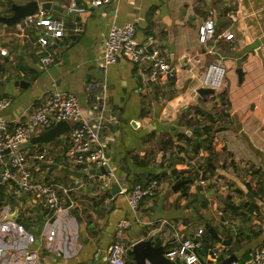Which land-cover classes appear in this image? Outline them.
Here are the masks:
<instances>
[{
    "label": "crops",
    "instance_id": "crops-1",
    "mask_svg": "<svg viewBox=\"0 0 264 264\" xmlns=\"http://www.w3.org/2000/svg\"><path fill=\"white\" fill-rule=\"evenodd\" d=\"M55 1L65 8L70 0ZM75 1L85 7L84 12L69 16L41 11L64 22V34L49 41L53 62L46 66L39 61V27H27L22 35L16 23L0 21V51L6 50V55L0 53V97L10 99L0 117L11 121L25 116L47 91L73 92L82 116L98 133L107 172L114 177L105 188L104 174L76 177L45 167L60 163L81 172L95 168L66 162L67 132L49 143L24 145L28 153L46 146L53 160H30L36 179L74 189L61 193L60 210L50 214L42 206L37 211L39 204L20 190L0 186V264H109V245L121 219L128 223L122 233L128 246L126 264H134L129 251L138 240L151 238L164 249L171 245L173 229L163 220L200 242L193 252L202 264L248 263L264 241V0H115L100 6L92 5V0ZM10 13L9 3L0 0V17ZM208 18L215 33L202 43L199 29ZM126 23L136 26L138 42L150 33L159 40L176 67L172 81L161 87L145 83L139 67L124 56L104 64L109 27ZM223 33L233 34V39H223ZM219 56L226 68L225 86L214 98L200 96L201 74ZM16 74L22 85L16 84ZM204 127L208 132H202ZM196 128L198 136L193 133ZM181 133L189 139L180 138ZM167 139L172 144L161 148ZM200 168L226 180L227 196L217 186L197 184L194 170ZM151 178L159 179L161 187L135 210L129 208L124 193L111 191L113 183L119 191H128L134 183ZM183 179L191 180L174 189ZM67 197L81 221L65 206ZM14 207L28 213L25 220L34 228L38 216L44 217L37 242L21 225L4 218ZM217 211L222 213L219 217ZM210 226L220 240L207 231ZM198 229L201 235L196 234ZM27 251H35L36 259L26 261Z\"/></svg>",
    "mask_w": 264,
    "mask_h": 264
},
{
    "label": "built area",
    "instance_id": "built-area-1",
    "mask_svg": "<svg viewBox=\"0 0 264 264\" xmlns=\"http://www.w3.org/2000/svg\"><path fill=\"white\" fill-rule=\"evenodd\" d=\"M114 1L92 0L91 4L100 6ZM65 8L72 14L85 11V7L75 0H70ZM30 26L39 27L42 31V35L36 41L40 53L39 61L43 66L49 65L53 62V56L47 50V46L51 38H59L64 34V22L59 17L43 12L26 16L16 22V28L22 35L24 30ZM214 33V22L208 18L199 29V40L206 43L213 39ZM135 34L136 26L133 23L110 26L102 54L104 64L116 63L121 56H124L139 67L145 83L153 87H161L172 81L176 77V67L169 62L159 40L150 33L145 41L140 43L136 40ZM222 38L232 40L233 34L223 33ZM0 53L6 55V50L2 49ZM225 75L223 57L219 56L206 65L200 77V84L204 88L213 90V93L206 94L207 98H214L217 92L225 86ZM9 103L8 97H0V112ZM59 120H65L71 125L66 137L65 158L68 164L81 167H99L107 164L98 133L82 116L78 98L73 92L58 89L47 91L39 97L31 111L25 116L11 121L0 117V186L20 190L30 198L32 203L39 204L50 214H56L60 210L61 203L64 201L61 193L66 194L74 188L64 186L55 180L36 179L29 166L30 160L38 162L46 158L49 163L53 160L46 146L35 147L28 153L24 143L33 134L52 127ZM184 171V175L189 174L188 168ZM194 171L197 184L217 186L220 194L227 196L230 187L223 177H211L201 168ZM101 177L103 187L109 188L114 177L113 173L106 172ZM160 187L161 181L151 178L145 182L134 183L128 191L119 192L126 195L129 208L135 210L144 199L155 196ZM221 214L217 211L218 217ZM163 222L173 229L171 245L165 249V255L179 264H202L193 252V248L200 245V242L193 240L191 236L179 233L178 228L172 222L166 220ZM224 223L227 222L224 221ZM127 226L125 219L119 220L116 224L115 234L108 249L109 264H126L128 246L122 240V233ZM186 226L182 225V227ZM201 233L202 229L196 232L197 235ZM36 257L35 251H27L24 254L26 261H33ZM246 264H264V241Z\"/></svg>",
    "mask_w": 264,
    "mask_h": 264
},
{
    "label": "water",
    "instance_id": "water-1",
    "mask_svg": "<svg viewBox=\"0 0 264 264\" xmlns=\"http://www.w3.org/2000/svg\"><path fill=\"white\" fill-rule=\"evenodd\" d=\"M10 5L11 13L7 16L0 17V21L6 25H14L17 21L20 19L38 14L41 11H50L55 10L58 11L64 15H71L72 13L68 12L66 8L58 5V2L55 0H30L23 4H16L13 2V0H6ZM240 65V62H238V66ZM237 75L239 77V80L242 78L241 68L239 67L237 70ZM17 82L16 84L22 85L24 81H22L21 75L16 74L15 75ZM213 93V90L210 88H199L198 94L200 96H203L205 94ZM71 125L69 122L65 120H59L55 122V124L43 131L41 134L32 136L29 140H27L24 145L30 146V145H38L43 143H49L52 140L56 139L60 135L66 133L69 131ZM202 141V139H199ZM195 141H198L197 138H195ZM45 167H47L50 171L53 169H59L61 172L68 173L71 175H74L76 177H85L87 174H106L108 171L107 166H99L95 168H91L88 172H81L77 171L76 169L69 168L67 166L60 165V163H54V164H46ZM172 173H176L175 170L172 171ZM191 180V179H190ZM190 180L183 179L179 182H177L174 185V189L180 188L183 185L190 182ZM111 191L113 193L119 192V186L116 183H113L111 185ZM0 206H3V202L0 201ZM65 206L69 209V211L74 214V216L78 219V221H81L82 218L79 216V212L75 209L73 206V203L69 197L66 198ZM40 205L36 206L37 211H39ZM28 216V213L23 211H19L17 207H14L12 211H7L4 214L5 219H10L14 221L15 223L21 225L25 230H27L29 233L35 236L36 242L39 238L41 229L43 227L44 223V217L42 215H39V225L38 228H34L29 220H25V217ZM207 231L216 239L220 240L221 237L216 233V231L213 229V227H207ZM165 249L162 245H154L151 238L147 239H141L136 241L131 245L130 248V254L132 255V260L134 261V264H179L176 261L170 259L167 257L164 253Z\"/></svg>",
    "mask_w": 264,
    "mask_h": 264
},
{
    "label": "trees",
    "instance_id": "trees-1",
    "mask_svg": "<svg viewBox=\"0 0 264 264\" xmlns=\"http://www.w3.org/2000/svg\"><path fill=\"white\" fill-rule=\"evenodd\" d=\"M195 110H197V109H195ZM208 117L210 118L211 116L210 115H208ZM208 127H204V128H202L201 130H202V132H208V129H207ZM193 133L195 134V135H199L200 134V132L198 131V128H196V130H194L193 131ZM179 137L180 138H185V139H189V136H187L186 134H182L181 133V135H179ZM205 140H207V138H205ZM167 144H169V145H171L172 144V142L169 140V139H167V140H165V141H163L162 143H161V145H160V147L161 148H164ZM208 150L209 151H211V149H212V146L211 145H208ZM79 167H76V169H78ZM129 253H130V251H129Z\"/></svg>",
    "mask_w": 264,
    "mask_h": 264
}]
</instances>
